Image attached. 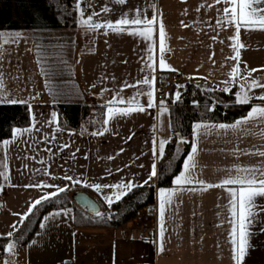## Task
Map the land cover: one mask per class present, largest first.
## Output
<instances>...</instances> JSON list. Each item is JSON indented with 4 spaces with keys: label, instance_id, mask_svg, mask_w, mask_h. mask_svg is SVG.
<instances>
[{
    "label": "crops",
    "instance_id": "1",
    "mask_svg": "<svg viewBox=\"0 0 264 264\" xmlns=\"http://www.w3.org/2000/svg\"><path fill=\"white\" fill-rule=\"evenodd\" d=\"M77 3L76 28L66 30L63 36L71 42L69 58L83 102L105 106L103 129L96 135L61 130L35 55L37 33L15 31L17 38L0 35L9 51L0 60V104H12L1 95L7 94L10 84H21L19 89L24 91L15 104H26L30 119L27 127L15 129L9 139L0 142V237L12 235L33 205H38L36 201L53 198L61 193L59 188L66 190L69 184L90 189L100 204L108 206V198L113 203L118 193L128 191L115 185L137 187L155 180L150 174L153 165L157 171L162 156L159 144L163 142L165 149L172 135L168 101L158 103L155 99L157 72L179 75L183 88L187 84L210 91L234 88L235 98L246 91L250 102L264 96V87L250 88L253 82L264 86V30L241 27L239 43L243 47L236 45V25L224 12L231 5L216 0H125L123 4L79 0L78 10ZM137 14L142 21L156 18L150 40L130 34L144 31L143 24L121 25L122 31H114L81 23L91 17L93 24L115 25L121 19L133 20ZM161 23L166 33L163 53L159 50ZM28 35V39L23 37ZM21 41H25V59L37 88L25 90V71L10 75L2 70L3 63L5 67L19 63H15L18 58L13 52H18ZM237 51L238 60L233 59ZM161 57L167 69H161ZM234 68H238L235 76ZM146 78L150 85L143 84ZM149 92L154 99L151 108L147 107ZM176 96L171 94L169 99ZM133 101L145 111L120 115L119 111L134 107ZM109 107L114 110L111 119ZM247 114L232 123L193 124L189 152L172 186L155 192V237L137 238L138 218L121 228L75 227L74 211L66 208L44 214L24 246L10 241L7 246L13 244L15 252H6V246L0 264H235L229 193L239 185L205 186L248 175L238 169H259L254 172L257 177L264 171V156L260 155L264 153V119L233 127ZM197 124L201 125L198 133ZM221 124L228 127L221 129ZM193 145L197 147L190 171L193 182L178 186L174 181L184 171ZM94 185L101 187L97 190ZM161 191L175 193L165 208L163 252L159 236ZM257 202L264 204V198L258 197ZM248 230L250 247L242 264H264V211Z\"/></svg>",
    "mask_w": 264,
    "mask_h": 264
},
{
    "label": "trees",
    "instance_id": "2",
    "mask_svg": "<svg viewBox=\"0 0 264 264\" xmlns=\"http://www.w3.org/2000/svg\"><path fill=\"white\" fill-rule=\"evenodd\" d=\"M77 0H0V32L30 31L35 37V55L44 78V89L53 102L61 130L98 133L104 125L105 106L83 102L82 92L74 80L69 44L65 36L41 37L42 32L72 30L76 28ZM39 34V36H38ZM234 88L228 92L204 90L187 84L179 94V100L168 99L170 109L171 138L157 162V176L141 186L133 187L110 205H102L90 189L69 184L68 188L36 205L16 231L0 237V257L10 241L24 246L37 230L44 214L71 208L75 227L121 228L136 220L143 209L155 204V192L172 186L183 159L191 146V129L195 123H232L244 117L256 105L236 102ZM29 109L24 103L0 104V142L9 139L17 128L29 125ZM91 197L100 212L91 215L77 207L76 194Z\"/></svg>",
    "mask_w": 264,
    "mask_h": 264
},
{
    "label": "snow or ice",
    "instance_id": "3",
    "mask_svg": "<svg viewBox=\"0 0 264 264\" xmlns=\"http://www.w3.org/2000/svg\"><path fill=\"white\" fill-rule=\"evenodd\" d=\"M117 3L123 4L125 3V0H116ZM225 3L228 5H231V7H226L224 9L225 14H230L232 19L229 21L230 23H234L236 25L235 29V36L233 37V40L235 41V44L239 47H243L239 43V33L240 28L244 27L246 29H253V28H259L260 30H264V0H216V3ZM77 9L79 10L81 5L78 3L76 5ZM81 16L84 15L83 11H81ZM156 22V18L153 17L152 20H141L139 18V14H137V17L131 21L128 19H121L117 22V24L107 23V24H93L91 23V17H89L87 20H82V25H88L90 28H109L113 29L114 31H122L123 29L120 27L121 25H144V31L142 32H136L133 31L130 34L132 35H141L145 39L150 40L152 37V25ZM159 41H160V52H165V41H166V33L163 26V23L160 24L159 27ZM236 49L234 48V51ZM151 51V50H150ZM239 58V52H236V56L233 57V59ZM151 59V57L149 58ZM160 67L161 69H167L168 65L164 62L163 58L160 59ZM174 71V69H169ZM255 71V70H253ZM238 72V68H234L232 75L235 76ZM143 84L150 85V81L146 78L143 81ZM2 80H0V87H2ZM256 87H264L262 85L257 84L256 82H253L250 88L254 89ZM225 91H229L228 89H225ZM177 100L180 99L179 94L176 96ZM257 99L264 101V96H259ZM236 102L240 104H249L250 103V97L248 96L246 91H242L241 93L236 94ZM10 103L15 104L17 101L13 100L10 101ZM113 103L110 101V104ZM120 103H124V101H120ZM134 104V107H130L125 110L119 111L120 115L127 116L131 112H144L145 108L138 103H135V101L131 102ZM154 99H153V93H148V108L153 107ZM113 108L109 107L108 114L109 119L112 118L113 115ZM35 117L33 116V120L35 121ZM253 119H264V107L259 106H253L247 116L242 120L238 121L236 125L233 127H237L240 124L248 123L250 120ZM108 121L106 120L105 123ZM221 129H225L228 126L226 125H219L218 126ZM201 128L200 124H197L195 126V130L198 133V130ZM93 135H96V133H93ZM164 152V143L161 142L159 144V153L162 155ZM197 153V147L193 145L191 148V154L188 155L187 160L184 163V171L176 177L175 184L185 185V184H191L193 181L190 178V171L195 166L194 165V157ZM260 155L264 156V153H260ZM238 171L247 172L248 175L245 176H237L235 178H229L225 179L220 185H206L205 188H212V187H223L224 185H239L238 189L230 190V197H231V212L233 216L232 220V240L231 243L233 245V260L235 264H242L244 257L247 254V250L250 247L249 244V237L251 233L249 232V228L254 220V218L259 215L260 212L264 211V204L258 203L257 198H264V171H261L260 177L255 176V171L257 170H251V169H238ZM157 176V171L155 168V165H153L152 172L150 174L151 177ZM7 178V177H6ZM68 180H72V177H66ZM79 180H75L74 183H79ZM147 183V182H146ZM198 183H203L202 181H198ZM92 187H95L97 190L100 189V185H94ZM118 189H128L130 190L133 185L132 184H120L115 185ZM60 192L65 191V188H59ZM126 194L125 192H120L116 196V199H119L121 195ZM174 192H160V251L163 252V239L165 234L164 229V215H165V208L166 205H170L172 203V197L174 196ZM109 204L112 203V198H108ZM41 201H36V204H40ZM35 207V205H33ZM238 236V239H237ZM8 251L11 252L13 249V245L9 244Z\"/></svg>",
    "mask_w": 264,
    "mask_h": 264
},
{
    "label": "built area",
    "instance_id": "4",
    "mask_svg": "<svg viewBox=\"0 0 264 264\" xmlns=\"http://www.w3.org/2000/svg\"><path fill=\"white\" fill-rule=\"evenodd\" d=\"M183 89L181 87V77L175 73L159 71L155 75V99L158 103H165L171 94H180ZM177 98H171L175 101ZM140 227L136 230L137 238L144 241L148 238L155 237L157 213L155 209H143L138 217ZM5 257H0L2 262Z\"/></svg>",
    "mask_w": 264,
    "mask_h": 264
},
{
    "label": "rangeland",
    "instance_id": "5",
    "mask_svg": "<svg viewBox=\"0 0 264 264\" xmlns=\"http://www.w3.org/2000/svg\"><path fill=\"white\" fill-rule=\"evenodd\" d=\"M22 32V31H21ZM1 34L0 35H14L13 37L14 38H17L19 34H17L18 32H0ZM11 33H15V34H11ZM24 33H32L30 31H24ZM66 33V30H55V31H51V32H42L40 35L41 37H45L44 35H46L47 37H53V36H63L64 34ZM23 35H26V34H23ZM39 35V34H38ZM24 38H29V35L28 36H23ZM19 49H18V52L15 53L13 52V55H14V58L17 56L18 60L15 61V63H17L15 66H13L12 64H10L9 66H6L5 67V64L3 63L2 65V70L4 69V72H7L9 73L10 75H13L14 73H18V72H22V71H25L26 74H27V78L26 81H25V90L27 89H33V88H37V80L35 81V83L33 82V78H31V68L29 67V64L26 62V59H25V56H26V51H25V41H21L19 43ZM9 51L7 50V48L5 47V43L4 41L2 40L1 36H0V60L3 61L4 60V57H3V54H8ZM13 59V58H12ZM1 70V72H2ZM35 85V86H34ZM19 87H21V84L20 85H17V84H10L9 87L7 88L8 89V92L7 94H4V95H1L3 96V100H19L20 97L22 96V93L24 91V89H19ZM135 221V220H134ZM13 245V244H12ZM33 245V244H32ZM30 247V246H29ZM32 247V246H31ZM15 247L13 246V249L11 251L12 252H15L14 251ZM31 249V248H30ZM6 252L10 253L8 251V247L6 248Z\"/></svg>",
    "mask_w": 264,
    "mask_h": 264
},
{
    "label": "water",
    "instance_id": "6",
    "mask_svg": "<svg viewBox=\"0 0 264 264\" xmlns=\"http://www.w3.org/2000/svg\"><path fill=\"white\" fill-rule=\"evenodd\" d=\"M73 201L77 207H79L88 214L95 215L100 212L99 205L86 194H76L73 198Z\"/></svg>",
    "mask_w": 264,
    "mask_h": 264
}]
</instances>
